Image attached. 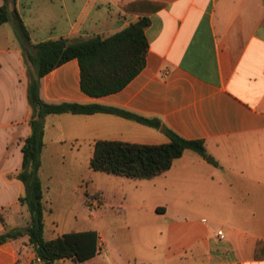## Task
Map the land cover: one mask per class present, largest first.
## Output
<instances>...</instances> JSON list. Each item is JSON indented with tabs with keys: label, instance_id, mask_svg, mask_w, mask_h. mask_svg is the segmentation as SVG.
Instances as JSON below:
<instances>
[{
	"label": "crops",
	"instance_id": "0c3cea01",
	"mask_svg": "<svg viewBox=\"0 0 264 264\" xmlns=\"http://www.w3.org/2000/svg\"><path fill=\"white\" fill-rule=\"evenodd\" d=\"M17 10L33 44L105 37L143 16L151 21L145 67L120 91L85 93L76 58L41 78L48 103L100 104L162 123L155 128L106 112L44 118V235L94 230L99 243L89 259L58 264H264V0H17ZM31 115L28 68L7 22L0 25V234L28 223L25 185L16 176ZM165 128L202 140L217 164L187 149L150 179L97 176L91 168L97 141L163 144ZM82 159L84 173L104 181L94 189L106 207L99 218L79 220L70 202L47 199L50 175L73 171L84 181ZM0 264L44 263L23 236L0 243Z\"/></svg>",
	"mask_w": 264,
	"mask_h": 264
},
{
	"label": "trees",
	"instance_id": "16d2710c",
	"mask_svg": "<svg viewBox=\"0 0 264 264\" xmlns=\"http://www.w3.org/2000/svg\"><path fill=\"white\" fill-rule=\"evenodd\" d=\"M10 22L21 42L28 68V100L32 108L31 132L23 146V166L17 178L25 185L20 201L29 212L28 223L0 234V243L29 237L37 257L44 264H58L61 258L85 261L99 251L98 233L94 230L69 232L54 239L44 235V185L40 177L41 152L44 145V118L50 114L96 112L113 113L142 124L160 128L158 119L100 104L78 102L48 103L40 96L41 78L71 59H78L81 88L90 96L100 97L123 89L144 67L149 44L146 29L151 21L141 17L128 27L108 36L94 35L79 39H49L33 44L27 27L17 10V0H4L0 7V25ZM169 142L140 144L99 140L95 144L91 168L94 171L131 179H150L169 170L185 150L199 153L217 164L202 140H189L165 128ZM87 199V198H86Z\"/></svg>",
	"mask_w": 264,
	"mask_h": 264
},
{
	"label": "rangeland",
	"instance_id": "374dc122",
	"mask_svg": "<svg viewBox=\"0 0 264 264\" xmlns=\"http://www.w3.org/2000/svg\"><path fill=\"white\" fill-rule=\"evenodd\" d=\"M67 165V163L65 162ZM79 164L81 166V172L86 175L83 176L84 181H80V175H77L73 173V171H69L68 174H56V175H50L49 176V189L47 192V199L48 202H50L53 205H59V204H66V202H70V210L73 212L77 218L80 219H89L90 216L92 218H99L101 213L105 211V202H102L100 200V194L95 193L94 189L99 188L100 186L104 185V181L101 177H97L96 179H90V176L87 173H84L85 170H87V167H85V160H79ZM94 174V171H91ZM98 174L97 176H105V173H102L100 171H96ZM91 175V174H90ZM79 177V178H78ZM90 179V180H89ZM91 180H94V184L92 187V190H89L87 195L85 197V187L89 184H91ZM125 182H128V179ZM97 186V187H95ZM76 187H79V193L76 191ZM124 186H118L117 189H119L120 192H122ZM90 189V188H89ZM100 189V188H99ZM116 187L113 186V190H115ZM120 199V196H118ZM87 198V199H86ZM96 198V199H95ZM101 201L100 205L95 204V206H90V201ZM112 205V204H108ZM113 207H107L108 212L113 211ZM116 209V208H115ZM25 214L28 216V211H24ZM26 225L25 220L21 221V226Z\"/></svg>",
	"mask_w": 264,
	"mask_h": 264
},
{
	"label": "built area",
	"instance_id": "2783aa9c",
	"mask_svg": "<svg viewBox=\"0 0 264 264\" xmlns=\"http://www.w3.org/2000/svg\"><path fill=\"white\" fill-rule=\"evenodd\" d=\"M218 234H219V236H220L221 238H224V232H223V231H219Z\"/></svg>",
	"mask_w": 264,
	"mask_h": 264
}]
</instances>
